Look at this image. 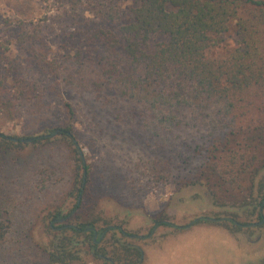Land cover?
I'll use <instances>...</instances> for the list:
<instances>
[{"label":"trees","instance_id":"16d2710c","mask_svg":"<svg viewBox=\"0 0 264 264\" xmlns=\"http://www.w3.org/2000/svg\"><path fill=\"white\" fill-rule=\"evenodd\" d=\"M59 1L68 4L72 21L80 11L86 15L69 35L76 46L67 42L59 49L50 48L49 54L48 50H28L27 69L38 68L66 91L93 95L110 106L119 121L152 130L157 138L182 128L203 134L196 138L202 145L192 149L196 156L184 159L179 175L172 176L174 185L177 189L187 184L204 186L212 204L225 210L211 223L233 234L252 222L237 220V210L246 206L251 208L249 216L254 214L255 222L264 226V176L260 175L264 169V1L133 0L131 19L124 23H120L114 0ZM232 24L233 50L218 59L209 57L216 39ZM4 27L15 36H0V59L10 45L28 46L38 38L39 32L21 20ZM7 66L0 64V110L12 119L18 114L17 101L25 84L22 78L9 79L5 73L17 68L12 63ZM55 131L75 145L70 128L45 135ZM47 139L29 140L41 143ZM23 142L0 135V153L23 146ZM74 153L81 166L76 170L81 168L87 174L76 149ZM195 161L199 163L191 166ZM81 183L82 177L75 175L70 194L77 210L81 208L80 202L76 204ZM69 213L63 214L62 207H57L47 218L57 220ZM208 221L198 218L190 225ZM161 224L173 227L170 222ZM77 227L94 228V222ZM105 228L98 230L99 236ZM117 234L124 239L130 233L122 229ZM107 235L112 240L110 249L96 245L99 238L93 240L91 232L66 229L57 233L45 252L47 264L79 262L77 243L94 258L100 254L116 264H138L141 251L122 244L123 249H115L112 246L120 244V239L114 230Z\"/></svg>","mask_w":264,"mask_h":264},{"label":"rangeland","instance_id":"374dc122","mask_svg":"<svg viewBox=\"0 0 264 264\" xmlns=\"http://www.w3.org/2000/svg\"><path fill=\"white\" fill-rule=\"evenodd\" d=\"M114 2L120 23L129 21L133 0ZM68 7L59 0H0V36L9 39L11 35L13 39L15 34L4 25L19 20L39 32L31 47L10 45L3 55L6 60L0 59V64L12 63L17 68L5 75L9 79L22 78L25 84L20 89L17 116L11 119L0 110V135L25 141L23 146L0 153V264H47L45 252L55 235L48 227L47 216L57 207H62L63 214L74 211L70 224L93 221L97 230L119 225L128 233L147 235L159 222L150 237L125 240L141 248L140 264H186L187 259L198 264H238L227 257L232 244L222 241L225 227L211 222L190 225L198 218L221 216L224 209L207 207L211 198L200 183L177 189L172 178L179 175L184 159L196 156L192 149L202 145L196 138L203 134L182 128L157 138L152 130L119 121L113 109L93 95L66 91L38 68L27 69L24 61L28 50H48L49 54L50 48L59 49L67 42L76 46L69 35L86 15L79 10L80 18L72 21ZM234 40L232 24L226 34L216 39L208 56H225L235 47ZM66 128H70L79 150L59 132L41 143L29 140ZM74 149L78 157L82 155L87 169L78 210L73 208L75 198L70 193L75 175L83 179V171L76 170L80 164ZM198 163L192 162L191 166ZM260 175L264 176V169ZM250 209H238L237 220L256 221L254 214L249 216ZM258 231L264 235V227L243 228L235 234L249 233L254 239ZM111 242L107 235L102 245L110 249ZM76 251L81 260L75 264H104L87 254L82 245Z\"/></svg>","mask_w":264,"mask_h":264},{"label":"flooded vegetation","instance_id":"af4514ba","mask_svg":"<svg viewBox=\"0 0 264 264\" xmlns=\"http://www.w3.org/2000/svg\"><path fill=\"white\" fill-rule=\"evenodd\" d=\"M71 213H72V211H71ZM71 213H69V215L66 216L65 218H60V219H57V220L49 221V226L51 227L53 232H55V234L60 233L62 231H65L66 229H77L78 231H81L82 233L91 232L92 235H93L92 236L93 240H95L96 238H99L98 241H96V245H100L102 247H104V246L102 245L101 241L107 235V233L109 231H111V230H114L115 233H116L115 237L117 239H120V236L117 233H118L119 230L121 231L123 229L121 226H119V225L108 226V227L105 228V230L103 231L102 235L99 236L98 230L95 229V228H87L85 230H80L77 227V225L70 224L69 220H70V217L72 215ZM225 219H229V218H225ZM158 223L159 222H156V224L152 227V229L150 230V232L147 235H136V234H133V233L126 234V237L124 239H120V244L119 243H115L113 245V247L115 249H123V247H122V245H123V246H129L131 248H136V249H138L140 251L141 248L138 245L130 243V242H127L125 240H134L136 238H141L142 239V238L150 237L153 234V232H154V230H155V228H156ZM160 223H166V221H161ZM260 225H261V223H257L255 221H252L250 224H248V226H246L247 228L245 227L244 229H246V230H249L251 228L260 229V228L264 227V226H260ZM89 229H92V230H89ZM260 233L261 232H259V231L257 232V236L255 237V239H259L260 238ZM243 236L248 238V239H251V235L249 233H245V234H243ZM80 245L81 244L77 243L76 247L80 246ZM96 259L100 260L104 264H116V262L112 261L111 258H109L107 256H102L100 254L97 255ZM261 263L264 264V261H262ZM138 264H140V261L138 262Z\"/></svg>","mask_w":264,"mask_h":264},{"label":"crops","instance_id":"0c3cea01","mask_svg":"<svg viewBox=\"0 0 264 264\" xmlns=\"http://www.w3.org/2000/svg\"><path fill=\"white\" fill-rule=\"evenodd\" d=\"M207 207L210 209L217 208L213 206L212 203ZM208 222L212 221L209 220ZM221 229L223 230L224 228ZM223 233L225 235L222 237V241H228L232 244L230 247H228L227 251V257L230 259V261L234 259L238 264H257L258 262L264 261V235L262 232L260 233L259 239H248L241 234L229 233L227 230L223 231ZM186 261V264H198L194 259H187Z\"/></svg>","mask_w":264,"mask_h":264},{"label":"water","instance_id":"95a60500","mask_svg":"<svg viewBox=\"0 0 264 264\" xmlns=\"http://www.w3.org/2000/svg\"><path fill=\"white\" fill-rule=\"evenodd\" d=\"M58 133V131H55L52 135H43V136H39V137H36V139H40V138H45V137H51V136H54V135H56ZM28 141V140H27ZM74 144H75V146H76V148L78 149V146H77V144L74 142ZM79 150V149H78ZM81 159H82V163H83V165H84V161H83V158H82V155H81ZM85 177H86V173H85V171H83V179H82V186H81V191H82V189H83V186H84V183H85ZM79 198L80 197H78L77 198V201H76V204L78 205V203H79ZM74 211H72V213H73ZM71 213V214H72ZM208 220H210V221H216V219H213V218H207ZM89 230H92V229H89Z\"/></svg>","mask_w":264,"mask_h":264}]
</instances>
